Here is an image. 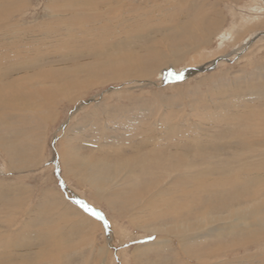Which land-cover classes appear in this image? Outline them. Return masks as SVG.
<instances>
[{"label":"bare ground","instance_id":"bare-ground-1","mask_svg":"<svg viewBox=\"0 0 264 264\" xmlns=\"http://www.w3.org/2000/svg\"><path fill=\"white\" fill-rule=\"evenodd\" d=\"M223 1L237 6L240 3L45 0L47 19L24 25L14 18L32 1L0 0V150L9 163L23 167L32 162L31 156L15 145L22 135H36L37 139L39 130H27L26 125L36 118L37 123L53 122L60 102L75 106L97 87L117 82L120 85L106 96L118 97L120 104L116 107H123L121 116L109 112L115 106H108L112 104L107 97V101L92 108L90 123L62 129L65 136L71 132L75 136L59 144V153L62 166L72 156V168L85 173L84 181L99 201L107 203L114 217H125L139 232L157 236L155 242L137 246L133 264H264V62L244 70L242 75L239 72L231 81L226 72H219L241 51L239 47L227 59L223 51L228 47L224 45L242 37V27L236 21L223 33L227 22ZM253 8V12L263 10ZM251 15L241 16L249 31L264 21ZM233 16L240 19V11L233 12ZM216 39L220 41L219 54L212 56L207 49ZM209 57L213 58L210 62ZM205 60L213 67H206ZM215 67L217 72L201 76L196 85L186 89L188 96H195L189 107L198 122L176 119L173 114L177 100H167L159 92L165 82L163 85L161 79H154L168 70L172 71L165 74L167 78H172L174 72L182 73L177 82L180 87V82ZM145 86L158 88L148 100L149 108L145 105L147 98L135 93ZM98 99L84 103H99ZM83 108L77 105L72 116ZM2 120H12L23 131ZM230 123L234 124L232 129L222 128ZM109 134L117 136L111 138ZM9 136L16 137V142ZM77 139H90L95 146L90 147L91 155L78 157ZM94 153L98 159L93 160ZM57 194L47 189L45 196L49 199H43L32 210L27 208L30 213L25 220L35 231L33 236H23L14 228L15 207L22 205L21 197L15 196L13 205L0 199V264H66L75 258L71 254L77 248L91 249L88 261L83 259L85 251L76 255L82 256L77 257L84 261L81 264H129L127 258L119 257L112 225L105 228L107 233L100 219L84 215L66 199H50ZM57 223L60 228L61 224L69 225V233L62 234L54 225ZM99 228L107 233L102 246L93 236ZM171 237L178 245L174 246ZM38 242H44L45 249L52 252L35 251L41 246ZM249 245L255 247V252L247 249ZM240 250L245 255L240 257ZM152 251L158 258L146 259Z\"/></svg>","mask_w":264,"mask_h":264},{"label":"rangeland","instance_id":"rangeland-1","mask_svg":"<svg viewBox=\"0 0 264 264\" xmlns=\"http://www.w3.org/2000/svg\"><path fill=\"white\" fill-rule=\"evenodd\" d=\"M31 1L33 4L29 8L24 10L23 12L16 14V17L14 18V20L16 19L17 21L21 22L24 25H28V24L34 25L35 23L38 24V23L43 22L47 19L45 17V12H44L45 0H31ZM258 2H260V4ZM263 2H264V0H240V3L238 6H237V4L231 5V4H228L227 2H224V4L223 3L221 4V7H222V9L225 10L226 17H227L226 26H225L223 33L226 32L227 30H230L231 27H234V24L236 22H240V26L242 28H245V29L240 28L241 29L240 30V36L242 35V37H240V40H238L237 42L228 44L229 46L227 44L224 45V46L228 47L227 50L223 51V56H225V58H227V59H230V57L234 56L237 52L236 50L239 49V47H240L239 50H241L240 54L239 53L236 54L235 57H233V59L231 61H229L226 66H224L223 68L222 67L219 68L220 73L221 72L227 73V76H228L227 80H229V81H231V79H232V77H234V75L239 74V72H240V75H242L244 70H250L254 66L255 67L262 66V64L264 62V33H263L264 32V23H263L264 21H261L260 23H258L259 25H257V23L254 24L255 26H253V31H249L247 29L248 28L247 25H245L243 23V21L241 20L242 15H251L250 13H253L252 15H253L254 19L255 18L259 19V17H260L264 20V18H263V16H264V3ZM258 5H260V6L257 8ZM253 7L255 9L260 8L263 10L262 11H258V10L255 11L254 10V12H253V10H252ZM238 11H240V19H236V17L233 16V12L238 13ZM259 12L261 14L263 13V15H261ZM256 13L258 16L255 15ZM259 15H261L262 17ZM244 31H247V33H245L243 35L242 33ZM258 32H260V33H258ZM254 36H256V37H254ZM231 46H233V47H231ZM219 47H220V41H218L216 39L213 42L212 46H210L207 49V53L209 55L212 54V56H213L214 53L216 54L219 52L217 50V49H220ZM220 53H222V52H220ZM208 56L205 55V57H208ZM210 57H209L208 61L209 60L211 61L213 59ZM60 61L61 60H57V59L55 60L56 63H61ZM205 61H207V60H205ZM208 61L206 62V65H207L206 67L209 68L210 66H212V63L207 64ZM50 63L55 64L54 62H50ZM64 64H66V63H64ZM217 69L218 68L215 67L212 69V71L210 70V72H207V70H206L202 74L198 73L199 74V75H197L198 78H197V76H195L194 79L192 78V80H191V78H188L185 81L180 82V84H181L180 87H177V84H178L177 82L180 81L179 80L180 78H178V76L183 77L182 73H181V75L180 74L178 75V74H175V72H174V74H172V75H174V76H172V78L171 77L167 78L166 76L168 75V73H171V71H172V70H168L167 71L168 73L166 72L167 75H165L166 73H163L154 79L155 81H157V80L159 81L161 79V81H162L161 83L165 82V85H164V83H163L164 86L162 85L163 90H161L159 92L163 93L164 97L167 98V100L168 99L170 100L171 98H174L177 100L175 102V107H174L175 112L173 114L176 117V119L178 118V120H181L182 118H186L188 123L198 122L199 119L197 117H195L192 113H190L191 110L189 107L190 106L189 102H191V100L194 101L195 96L190 95V94L188 96L186 89H189L188 88L189 86L191 87V86L196 85L200 81L201 76H204V75L209 74V73H213L214 71L217 72L218 71ZM24 72H26V71H24ZM20 74H23V72ZM169 76H171V75H169ZM195 80H197V81H195ZM117 83L116 84L112 83V84H107L104 86L97 87L93 92L89 93L88 97H84V100H80L77 105H83L84 108L82 110L78 111L74 115V117L72 116V114L74 112H76V106L77 105L73 106V104H69L68 102H60L56 106V107H58L57 109H59V110H57V109L55 110L57 113L56 112L54 113V116L55 115L56 116H55L53 122H49L46 124L40 123V122L37 123V118H36V120L32 124L26 125L27 130L28 129L33 130L34 128H36V131L39 130L37 133V139H36V135H33L31 137L28 134H27V136L22 135V136H20V138L17 139L18 142L15 143V145L17 146V148L19 149L20 152L26 151V154H28V156H31L30 161H32L31 162L32 164L30 163L29 165H27V166L24 165L23 167H21V164H17V165L13 164L12 165L11 163H9L10 161L5 159V155L3 153H1L2 151L0 150V185H1L0 186V199L3 198V200L6 201L5 204L13 205V202L15 200V196L21 197L22 205L21 206L18 205L17 206L18 208L15 207L17 216L16 215L14 216L15 220H13V222H17V224L14 225L16 232L20 233L23 236H29L30 234H31V236H33L35 234V231L30 230L32 228L30 227V229H29V226L26 223L27 215H28V213H30V210H28V209L32 210L39 203H41L43 199L48 198V197L46 198V196H45V191L47 189H49L51 191L53 190L55 192V194L58 193L61 195V197H59L57 194V196H55V197L52 196V197H50V199H53V198L56 199V197L58 200L61 198L64 200L66 199L67 202L71 203L72 205H75L76 207H78V209L83 211L82 213L84 215L93 216L92 218L99 221V219L96 216L92 215L89 211H86L85 208H83L81 206L80 202L84 201L83 203L86 202L85 204L87 206H90L89 208H91V209L95 208L94 210L97 213H100L101 215H103V217L107 220L109 226L112 225L111 227L115 231V235H116V238L114 239L115 240L114 243H116V247L119 251V257L122 260H124L123 258H127L129 264H133L132 261H134L133 260L134 255H132V254L137 249V246L153 243L156 241L157 236L148 234L147 232L143 233L142 231H140L141 232L140 233L139 229H137V226L133 227V225L131 223H129L128 220L125 219V217L121 218V217H118L116 214L114 217V214L109 211V209L107 207V203L105 201H99L95 197L94 190L92 189V187L87 182L84 181V176H83L84 172L72 168V166H73V163L71 162L72 156H70L71 160H69V158H68V160L66 161V166H62V163L60 160L61 145L59 146V144H62L63 141L67 142L70 139L69 136H72V137L75 136V134L72 132L70 134H68L67 136H65L64 131L68 127L77 128V125L79 123H83L86 121H88V123H90L89 120L91 117L92 108L95 107V105L101 104V103H103V101L109 100L108 102L111 103L112 105H108V106L109 107L115 106L111 110L108 109L109 112L112 113L113 115L116 114V116H117L118 114H120V116H121L122 111L120 108H123V107H120V108L116 107L117 106L116 104L119 103V102H117L118 97L115 95L113 96L112 94H109V96H106L109 91H110V93L114 92V90H113L114 87L120 86ZM170 83L171 84L174 83L171 88L167 87L168 85H170ZM183 84H186V85H183ZM6 85H7V83L4 86H6ZM151 87L147 86V88H146V86H145L144 89H136V91H135V93L140 94L142 96V98H144V99L147 98V102L145 103V105H147V103H149V101L151 99H153L152 96L154 95V93L158 92V88H156L155 86H151ZM164 88H166V89H164ZM179 88H182L185 91L182 90V93H179L178 92ZM205 90H206V87H203L202 91L205 92ZM98 96H99V99H98L99 103H95V104L93 103L91 105L84 103L87 100L89 101V99H93V98L98 97ZM103 96H106V97L102 100ZM107 97H108V99L105 100ZM189 97L192 98V99H190V101L188 99ZM135 103H139V101H136ZM121 104L127 105L128 103L121 102ZM147 106L149 108V104ZM177 107H178V109H177ZM229 111H230V109H229ZM232 111H233L232 113L236 112L234 109ZM214 112L218 113L219 111L214 110ZM70 116L73 117L72 120H70L71 119ZM162 116H163V109L161 110V112H159L157 117L158 118L160 117L159 119H162ZM2 123L3 124L5 123V125L8 123L12 128L15 127L16 129H18L19 132L23 131L22 130L23 128L21 126H18V124H16V125L13 124L12 120H10L8 122L6 120H2ZM67 124H69V125H67ZM42 125H44V126H42ZM233 125H234L233 123H230L228 126L226 124H223L222 128L225 130H230V129H232ZM235 126H237V125H235ZM13 132H15V131H13ZM30 132L31 131H29L27 133H30ZM42 132H43V134H42ZM89 134H92V131H90ZM227 134H229V133H227ZM109 136L112 138V136H117V135L116 134H113V135L109 134ZM9 137H11V136H9ZM63 137H65L67 140L65 138L63 139ZM15 138L16 137H13V136L11 137V139H13L14 142H16ZM90 139H86L87 141L82 140V139H77L79 141L76 140V142H74L76 145V148H79L78 157H80L81 159L83 157H87V156L92 154L90 147H95V146L91 142H89ZM103 142H105V141H103ZM67 144L68 143H66V145ZM31 145H33V146H31ZM81 145H83V146H81ZM34 149H35V151H34ZM92 156L94 158V159L92 158L93 160L99 158V155H97L95 153ZM26 158H27V155H26ZM30 168H32V169H30ZM13 169H14V171H13ZM7 170H10V172L9 171L6 172ZM84 175H85V173H84ZM81 177H82V179H81ZM56 191H57V193H56ZM41 192H42V194H41ZM52 201H54V200H52ZM110 213H111V217H109ZM24 216H25V218H24ZM125 216H130V214H126ZM42 218L45 219L44 216H42ZM126 218H129V217H126ZM17 219H18V221H17ZM100 222H101L100 223L101 226H103L104 222L102 220H100ZM54 225H56L55 227H59L58 223L54 224ZM64 225L66 226V224H61V228L59 227L58 229L59 230L61 229L60 232L61 231L64 232V233L61 232L62 234H67L68 229H69V227H68L69 225H67V227H65ZM114 225H115V227H114ZM65 228L67 231L64 230ZM105 228L106 227L103 226V230ZM23 229H24V231H23ZM110 230H112V229H110ZM96 231L93 234V236H95L94 240L96 239L97 245L99 244L102 246V243L104 244L103 240L107 237L106 234L108 232L106 230L107 233L105 234V232H104V234H103V233H101L100 228L96 229ZM95 233H97V235ZM73 234L74 235L70 236L71 238H74L76 233L74 232ZM140 234L146 235V236L144 239L137 240L141 236ZM147 235H149V236H147ZM77 236H79V235L77 234ZM170 240H171V242H174V246L176 244L178 245L177 239L171 237ZM39 245H41L42 247L41 246L35 247L34 248L35 251H38V249L43 251L47 247L44 245V242L39 243ZM77 246H80V245H77ZM128 247L130 248L129 250H127ZM48 249L52 252V250L50 248H47V250L46 249L45 250L48 252ZM78 249H80V248H77L76 250L72 251L73 254H71V255H73L75 258H72L71 260L69 259L71 261L70 263H68L65 259H63L64 261H66V264L84 263L83 260H80L77 258V257H82V256H76L78 253H80L82 251L86 252L84 257H83L84 260H87V259L90 260L91 259V254H89V253H91V249H88L87 251L84 248H83V250L82 249L78 250ZM247 249H250L251 250L250 252H252V253L255 252V250H256L255 247L252 245L251 246L249 245L247 247ZM148 255L149 256L146 259L155 260L156 258H158V257H156V256H158V254L155 251L150 252ZM243 255H245V251L240 250V257ZM165 256H167L166 253L163 257H165ZM154 257H156V258H154ZM116 261H117V259H116ZM110 264H114V263L111 262Z\"/></svg>","mask_w":264,"mask_h":264},{"label":"snow or ice","instance_id":"snow-or-ice-1","mask_svg":"<svg viewBox=\"0 0 264 264\" xmlns=\"http://www.w3.org/2000/svg\"><path fill=\"white\" fill-rule=\"evenodd\" d=\"M178 78H182L180 76H178ZM81 203V206L83 208H85L86 211H89L92 215L96 216L98 219L102 220L104 222V227H108V223H107V220L100 214V213H97L94 209H91L89 208L87 205H85L83 202H80Z\"/></svg>","mask_w":264,"mask_h":264}]
</instances>
